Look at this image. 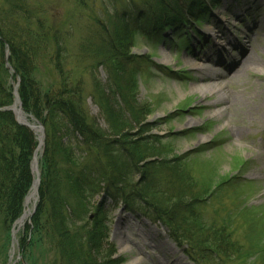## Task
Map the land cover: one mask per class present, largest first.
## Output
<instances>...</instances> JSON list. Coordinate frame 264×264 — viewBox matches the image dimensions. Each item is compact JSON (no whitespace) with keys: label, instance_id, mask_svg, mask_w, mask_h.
Instances as JSON below:
<instances>
[{"label":"trees","instance_id":"16d2710c","mask_svg":"<svg viewBox=\"0 0 264 264\" xmlns=\"http://www.w3.org/2000/svg\"><path fill=\"white\" fill-rule=\"evenodd\" d=\"M183 2L185 7H180ZM1 3L0 264L8 262L11 231L25 211L39 143L34 131L19 124L13 112L3 110L15 101L10 78L19 83L24 112L45 131L38 166V204L30 224L18 234L22 263L35 264L30 250L39 239L50 252L49 264H122V260L106 259L112 209L120 207L164 224L181 248L188 245L186 255L197 264L202 263L200 258L224 263L258 253L245 251L234 238L233 222L206 225L200 213L206 202L194 191L181 159H166L161 138L145 136L148 124L144 117L150 115L151 108L140 105L134 93L137 66L146 63L131 50L133 34L141 23L155 22L150 32L144 29L155 41L164 38L169 28L179 35L183 29L176 27L179 23L202 26L219 0H140V9L117 13L108 23L96 22L80 45L79 56L68 50V35L38 18L39 6L34 7L30 0ZM185 11L193 19L191 23L183 20ZM6 45L12 73L5 63ZM43 58L53 67L47 85L37 77ZM82 64L88 65L83 70L91 71L90 89L82 76L77 77ZM98 68L105 71V83ZM88 99L100 109L107 129L91 116ZM135 130L137 135L129 133ZM222 183L211 193L217 202L222 194H228ZM246 223L251 231L255 229L253 220Z\"/></svg>","mask_w":264,"mask_h":264},{"label":"rangeland","instance_id":"374dc122","mask_svg":"<svg viewBox=\"0 0 264 264\" xmlns=\"http://www.w3.org/2000/svg\"><path fill=\"white\" fill-rule=\"evenodd\" d=\"M220 1L217 10L206 16L207 21L200 30L192 33L190 39L186 34L187 27L181 24L179 26L183 29L179 35L168 29L164 38L155 41L141 29L143 26L151 29L155 22L141 23L139 31L133 34L131 50L134 56L146 63L137 66V89L134 93L140 105L147 104L151 108L150 115L144 117L148 124L145 136L161 138L166 159L171 160L175 156L181 159L182 170L191 178L194 191L206 202L202 212L199 211L206 225L233 222L234 238L245 251L258 252L224 263L202 261L200 258L201 264H264V78L260 76H264V71L260 69L253 77L235 86L226 84L234 67L224 66L225 61L230 62L233 56H238L233 52L237 46L245 45L248 40H252L248 52H251L253 61L264 63V0ZM30 3L41 9L38 18L68 35L66 45L73 55L80 54V45L89 38L96 22L108 23L115 19L117 13L140 9V0H30ZM179 5L185 7L186 4ZM187 17V12H183V20ZM5 49L9 51L8 45ZM40 61L37 77L47 85L52 81L53 67L45 58ZM87 66H80L77 77L82 76L86 88L90 89L92 78L88 73L91 71L83 70ZM98 69V76L105 83V71ZM9 71L12 73L13 69ZM10 81L16 101L15 88L18 92L19 83L15 84V79L11 78ZM237 93H243L253 105L250 110H241L232 104ZM19 100L21 104L20 96ZM86 101L91 116L107 129L100 109L91 99ZM22 115L29 119L23 108ZM190 120L198 123L187 126ZM32 121L35 125H42L33 118ZM137 131L129 133L137 135ZM34 133L38 138L40 134ZM42 153L43 149L39 151L38 166ZM38 172L40 174V167ZM162 176L159 175V179ZM222 181L223 190H229L219 203L211 193ZM38 198L39 188L35 200L28 206L29 217L22 225L12 228L15 237L11 231L7 264H16V261L17 264H25L19 252L18 234L27 223L30 224ZM112 210L106 259L122 260V264H196L186 255L188 245L184 243L181 248L174 242L164 224L132 215L121 207ZM238 211L241 215L236 218ZM247 211H251L250 214H245ZM230 212L232 214H228ZM248 220L255 223L252 231L246 223ZM38 240L34 241L30 256L35 264H49L50 252Z\"/></svg>","mask_w":264,"mask_h":264},{"label":"bare ground","instance_id":"6f19581e","mask_svg":"<svg viewBox=\"0 0 264 264\" xmlns=\"http://www.w3.org/2000/svg\"><path fill=\"white\" fill-rule=\"evenodd\" d=\"M251 43H252V40H248V42L245 45L241 44L240 47L237 46V48L233 51V52H236L237 55L239 57H241V59H238V56H233V58L231 59V61H230L231 64H235V63H237V61H239V64H238V67L232 72V74L229 75L228 82L226 84L238 86L241 84L242 80H245L246 78L251 77V76L253 77L254 74L258 73L257 71H259L260 69L262 71H264V63L261 64V63H256L255 61H253L254 59L251 55V52H248L249 49L252 47V46H250ZM230 62L225 61L224 66L225 67H231ZM200 73L203 74L204 72L201 71ZM260 76L262 78H264L263 75L260 74ZM232 100H233L232 104L239 106L241 110L242 109H245V110L249 109L250 110V106L251 107L253 106V105L249 104V101H247V98L243 93H237V95ZM263 108H264V106H263ZM219 113L221 114V112H219ZM197 123L198 122L195 120H190L188 122L187 126L191 127L193 125H196ZM39 151L37 153V160L38 161H39ZM36 187H37V184L35 185V188H33V191L29 195V198H27L28 199V205H27V209H26L27 211H25V217H24L23 221H25L30 215V210L28 209V206H29L30 202L35 200V198L37 196Z\"/></svg>","mask_w":264,"mask_h":264},{"label":"water","instance_id":"95a60500","mask_svg":"<svg viewBox=\"0 0 264 264\" xmlns=\"http://www.w3.org/2000/svg\"><path fill=\"white\" fill-rule=\"evenodd\" d=\"M9 56H10V53L7 51L6 52V67H7V69L12 70V67L9 64ZM231 72H233V70H231L230 73ZM15 97H16L15 103L12 104L11 107L4 108L3 110L13 112V114L15 115L16 120L18 121L19 124L26 126L29 129H31L32 131H36L40 134L38 137V141H39V144L37 145L38 148H37L36 152L34 153V159L32 162V171H33V175L36 178V179H34V184H33V187L35 188L36 184H37V187H39V185H40V174L38 172V167H37L38 166L37 153L40 149H43V145L45 142V135H44L45 131H44L43 125H35V123H33L32 117H29V119H28L26 116L22 115V106L20 104V100H19V96H18V92H17V87L15 88ZM37 187H36V189H37V193H38ZM27 198H29V197H27ZM27 198H26V203H25L26 207L28 205V199ZM34 209H36V208L34 207ZM24 217H25V214L21 217L20 220H18L16 225H18V224L22 225L24 223V221H23ZM16 225H15V227H16ZM12 232H13V237H15V231L13 230Z\"/></svg>","mask_w":264,"mask_h":264}]
</instances>
